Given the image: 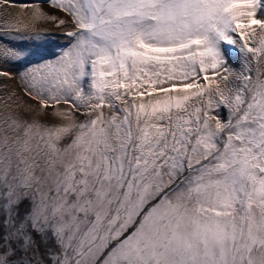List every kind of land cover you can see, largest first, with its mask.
<instances>
[{
    "label": "snow or ice",
    "instance_id": "6c2138e0",
    "mask_svg": "<svg viewBox=\"0 0 264 264\" xmlns=\"http://www.w3.org/2000/svg\"><path fill=\"white\" fill-rule=\"evenodd\" d=\"M19 6L0 264H264V0Z\"/></svg>",
    "mask_w": 264,
    "mask_h": 264
},
{
    "label": "rangeland",
    "instance_id": "374dc122",
    "mask_svg": "<svg viewBox=\"0 0 264 264\" xmlns=\"http://www.w3.org/2000/svg\"><path fill=\"white\" fill-rule=\"evenodd\" d=\"M28 0H16V6L9 7L8 9H0V23L3 22L4 19H9V18H20L24 19L26 21L27 15L26 13H20V11H17L19 8V5L27 3ZM51 11V9H48ZM29 11H27L28 13ZM30 14V13H29ZM3 83H8L9 84V90H11L13 87H15V82L14 81H2ZM7 92L5 89L0 88V110L3 109V105L5 103Z\"/></svg>",
    "mask_w": 264,
    "mask_h": 264
},
{
    "label": "bare ground",
    "instance_id": "6f19581e",
    "mask_svg": "<svg viewBox=\"0 0 264 264\" xmlns=\"http://www.w3.org/2000/svg\"><path fill=\"white\" fill-rule=\"evenodd\" d=\"M45 7H47V6L45 5ZM17 11H20V13H23V12L27 13V11H29V10L28 9H25V8H22V7L19 6V8H18ZM27 19H28V15L26 17V21H27Z\"/></svg>",
    "mask_w": 264,
    "mask_h": 264
}]
</instances>
